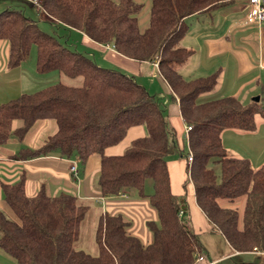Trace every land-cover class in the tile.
I'll use <instances>...</instances> for the list:
<instances>
[{"label": "trees", "instance_id": "16d2710c", "mask_svg": "<svg viewBox=\"0 0 264 264\" xmlns=\"http://www.w3.org/2000/svg\"><path fill=\"white\" fill-rule=\"evenodd\" d=\"M223 1L151 0L148 25L141 30L137 14L142 6L133 0H0L5 3L0 7V41L9 44L10 70L35 46L38 74L81 79L76 87L59 82L1 103L0 146L11 135L21 140L36 121L53 120L57 130L40 148L22 149L13 158L56 152L67 159L76 155L83 165L90 155H99L100 197L133 190L148 199L157 215V223H146L152 242L143 245L127 232L128 222L121 215L101 214L94 231L98 253L91 256L75 248L87 205L73 195L49 197L43 188L27 197L24 179L2 184L3 199L19 224L0 211V251L15 264H195L204 251L183 216L178 217L186 204L171 193L166 166L175 142L156 99L121 71L97 65L40 30L27 10L59 30H75L93 43L112 45L127 59L156 64L178 102L182 121L190 127L187 173L196 205L234 251L264 253V165L253 170L247 159L229 156L220 136L225 129L253 131L254 117L264 116V107L258 102L242 105L232 97L199 103V95L213 89L217 73L188 80L175 69L192 54L178 46L184 20ZM14 122L20 123L15 129ZM136 126L144 128V137L132 140L121 155H105ZM210 164L219 166V176ZM146 180L152 182L151 194H144ZM242 197L239 224L237 210L218 201Z\"/></svg>", "mask_w": 264, "mask_h": 264}, {"label": "crops", "instance_id": "0c3cea01", "mask_svg": "<svg viewBox=\"0 0 264 264\" xmlns=\"http://www.w3.org/2000/svg\"><path fill=\"white\" fill-rule=\"evenodd\" d=\"M133 1L142 6L137 18L139 27L143 30L148 25L151 0ZM4 5L5 3L1 2L0 7ZM248 11L247 0H225L208 12L195 14L184 20L185 31L178 46L191 50L192 54L184 63L176 66V71L188 80L217 73L216 84L211 91L199 95V103L232 97L242 105L258 102L264 107V21L247 22ZM69 33L77 35L79 39V47L74 46L77 52L84 53L101 67L121 71L143 87L162 108L168 129L173 133L176 148L166 158L170 191L176 197L184 199L186 210L183 219L204 249L195 264H264V253L236 252L219 233L213 231L196 205L192 184H184L187 176L186 125L181 119L178 102L160 76L156 64L132 61L118 54L112 45L93 43L75 30ZM7 58L8 45L1 41L0 104L21 94L33 93L52 85L48 83L53 82V77L58 80L57 83L60 82L59 74L55 72L38 74L35 71L25 74L22 66L10 70L7 68ZM153 68L154 77L149 72H152ZM43 81L47 83L45 87H41ZM255 98L257 101H254ZM254 121L253 131L225 129L220 136L229 156L245 158L251 168L257 170L264 165V116L257 114ZM19 125L20 123L14 122L12 126L15 129ZM56 130L57 126L53 120H39L21 140L11 135L6 143L0 146V211L2 210L7 218L12 217L3 199L1 185L14 184L24 179V192L27 197H34L41 188L49 197L73 195L80 203L88 206L87 213L96 209L99 212L98 217L104 213L121 215L124 221L128 222L127 232L139 238L143 245H149L152 235L146 223L157 222L155 210L147 198H140L133 190H126L114 198L100 197L97 186L99 155H90L81 169L76 166L78 164L75 158L67 159L56 152L28 160L13 158L22 149L40 148ZM145 134L142 126L132 127L120 143L107 148L104 153L107 156L121 155L132 140L142 138ZM181 134H184V140L180 138ZM71 165L76 167L75 173L70 171ZM218 204L223 208L234 209L226 200H219ZM243 206L242 198L238 200V207H235L238 214ZM0 264L15 262L0 251Z\"/></svg>", "mask_w": 264, "mask_h": 264}, {"label": "rangeland", "instance_id": "374dc122", "mask_svg": "<svg viewBox=\"0 0 264 264\" xmlns=\"http://www.w3.org/2000/svg\"><path fill=\"white\" fill-rule=\"evenodd\" d=\"M27 13L32 19H34L37 22L39 29L42 30L43 32L56 37L59 41H61L62 43H66L72 49H74V46L79 47V44H78L79 39H78L77 35H72L69 32L65 33L64 31L53 27L49 23L43 21L44 18H42V21L40 20L41 18L38 20V18L36 17L37 14L34 15V13L31 12L30 10H27L26 14ZM65 35H66V37L64 38ZM5 42L7 43L8 48H9L8 42L7 41H5ZM78 51H80V50H78ZM35 63H36V48H35V46H32L27 58L21 63L20 66H22L21 67L22 71L25 74H27L28 72L34 73L35 72ZM7 68H8V66H7ZM149 72L152 74L153 77L155 76L154 68H153L152 72L151 71H149ZM55 73H57V72H55ZM57 74H59V73H57ZM54 78L55 77H53V79H51L53 82L48 83L49 85L50 84L55 85L57 83L58 80H56ZM58 78H59L60 83H64L68 86L76 87V86H79L81 84L80 78L70 79V78L61 76L60 74L58 75ZM42 83H41V87H45L47 85V83H45V81H43ZM197 100H199V98ZM17 123H19V122H17ZM180 138L182 140H184V134H181ZM72 157L77 160L76 163L78 165H76V166H79L78 168L81 169L82 164L80 163V161L78 160L76 155H73ZM210 167L212 169H215L217 175L219 176V166L210 164ZM187 183H191L190 179H188V176H186V180H185L184 184H187ZM148 193H150V194L152 193V182H151V180H146V182L144 184V194H148ZM238 200H240V199H237L234 201H228V202H230V205H232L231 208L235 209V207H238ZM8 210L10 212L9 214L12 216L8 219L11 221H15V223L19 224L18 219L15 217V215L13 214V212L11 211V209L9 207H8ZM242 211H243V208H242L241 212L239 213V224H241ZM1 213H3L5 215V213L3 211ZM98 213L99 212L96 211V209H92L89 213L86 214V217L84 218V221H83L84 223H82V225H81V233L79 235L78 241L75 243L76 249H79V250L83 251L84 253H87L91 256H96L98 253V249H97L95 239H94V234H93V232L95 231L97 220H98Z\"/></svg>", "mask_w": 264, "mask_h": 264}, {"label": "built area", "instance_id": "2783aa9c", "mask_svg": "<svg viewBox=\"0 0 264 264\" xmlns=\"http://www.w3.org/2000/svg\"><path fill=\"white\" fill-rule=\"evenodd\" d=\"M249 4V11L247 14V22L249 23H260L264 21V0H247ZM190 129L189 126L185 127V131L187 132ZM185 162L187 167L189 166L191 162V155L187 154L185 156ZM70 171L72 173L76 172V167L74 165L70 166ZM188 179L189 175L187 173ZM183 212H179L178 217H182Z\"/></svg>", "mask_w": 264, "mask_h": 264}, {"label": "water", "instance_id": "95a60500", "mask_svg": "<svg viewBox=\"0 0 264 264\" xmlns=\"http://www.w3.org/2000/svg\"><path fill=\"white\" fill-rule=\"evenodd\" d=\"M254 101H257V98H255V100Z\"/></svg>", "mask_w": 264, "mask_h": 264}]
</instances>
